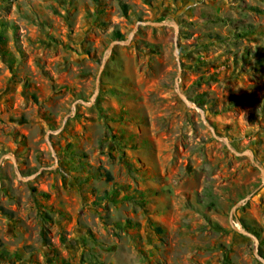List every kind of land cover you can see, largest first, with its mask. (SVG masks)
<instances>
[{
  "label": "rangeland",
  "instance_id": "1",
  "mask_svg": "<svg viewBox=\"0 0 264 264\" xmlns=\"http://www.w3.org/2000/svg\"><path fill=\"white\" fill-rule=\"evenodd\" d=\"M0 264H264V0H0Z\"/></svg>",
  "mask_w": 264,
  "mask_h": 264
},
{
  "label": "trees",
  "instance_id": "2",
  "mask_svg": "<svg viewBox=\"0 0 264 264\" xmlns=\"http://www.w3.org/2000/svg\"><path fill=\"white\" fill-rule=\"evenodd\" d=\"M115 34H116V37H119V38L121 37V36L119 35V33H115ZM241 225H242V227H244L245 230H247V231H249V232H251V233L254 234V232H253L251 229L246 228L245 225H244L243 223H241Z\"/></svg>",
  "mask_w": 264,
  "mask_h": 264
},
{
  "label": "water",
  "instance_id": "3",
  "mask_svg": "<svg viewBox=\"0 0 264 264\" xmlns=\"http://www.w3.org/2000/svg\"><path fill=\"white\" fill-rule=\"evenodd\" d=\"M180 96H181V98L185 101V103H186L187 105L191 106V105L186 101V99L184 98L183 95H180Z\"/></svg>",
  "mask_w": 264,
  "mask_h": 264
}]
</instances>
